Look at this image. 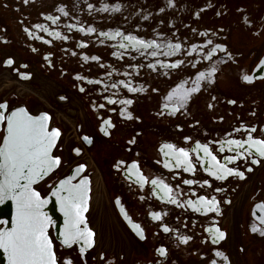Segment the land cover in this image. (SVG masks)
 <instances>
[{"label": "flooded vegetation", "instance_id": "1", "mask_svg": "<svg viewBox=\"0 0 264 264\" xmlns=\"http://www.w3.org/2000/svg\"><path fill=\"white\" fill-rule=\"evenodd\" d=\"M263 67L264 0H0V111L46 112L61 131L62 163L35 187L56 195L40 212L56 264H264V157L249 140H264ZM197 143L245 177L217 179ZM76 188L91 246L64 242Z\"/></svg>", "mask_w": 264, "mask_h": 264}, {"label": "snow or ice", "instance_id": "2", "mask_svg": "<svg viewBox=\"0 0 264 264\" xmlns=\"http://www.w3.org/2000/svg\"><path fill=\"white\" fill-rule=\"evenodd\" d=\"M27 2V0H25ZM171 2V0H170ZM91 7V5H90ZM107 10V9H106ZM115 10H119V6H115ZM89 32H93L94 29L89 28ZM103 35H108L107 33H102ZM120 35V33H116ZM203 35V34H202ZM126 40L133 41V47L138 45H144L145 41L142 39H137L134 36H126ZM155 44V41L151 42ZM208 43H211L209 41ZM124 47L125 45H121ZM179 48V45L175 46ZM217 47H220L217 45ZM151 55L155 56L156 52H152ZM92 59H97V57H92ZM7 63H12L11 60ZM175 67L176 65H172ZM201 78L204 77V73H199ZM245 80H249L250 77L245 76ZM123 83V82H122ZM129 91H136V89L127 86ZM197 89L193 88L190 91L195 92ZM80 91H84L83 88ZM187 98V93L181 95V100ZM61 99H64L61 97ZM126 103L131 104L132 101L128 100ZM230 103H235V101H230ZM7 109L6 103H0V110ZM51 117L48 113H41L37 116H32L27 113L23 108L16 109L12 111L11 114H6L5 111H0V121H6V135L3 137V145L0 146V175L4 176L3 184H0V193H10L17 188H20V180L27 179L31 183L32 179L40 175L39 169L48 170L53 167H58L62 163V159L59 155H52L51 150L56 147L57 141L61 136V131L58 128H52L49 130L48 122ZM105 124L110 125V121L105 120ZM105 131V129H101ZM238 131V130H237ZM254 131V129H253ZM107 134V133H105ZM185 139H190V137H185ZM83 140L87 143L92 141L89 137L84 136ZM252 147L261 156L264 157V140H255L249 137ZM249 141H244L248 143ZM134 143V141H130ZM230 144H236L242 146L240 141L232 140L229 141ZM165 147L169 149L175 148L174 145L168 144ZM197 147L202 148L203 152L210 155L213 161H216L217 171L211 174L217 179H225L226 176L234 175L241 179L245 177L244 172L237 171L232 168H228L223 164H220L216 156L212 155L207 144L200 145L197 143ZM74 152L77 155L80 154V148H74ZM180 157L184 161H187L189 167L185 169L193 170L191 161L189 159V152L184 148L175 149ZM231 160L237 159V157L229 158ZM253 164H258V160H253ZM78 168L83 170L85 168L84 164H79ZM247 171L251 172L252 169L248 168ZM142 180L145 179L143 176L140 177ZM61 183H64L63 181ZM153 184L157 183L156 180L152 181ZM185 184H192V180H185ZM204 184L209 182L205 180ZM168 188L167 185H164ZM25 192L21 194V199L19 201V219L17 228L10 233L0 235V247L5 248V250L11 251L10 261L11 264H56L55 255L51 250V241L48 240L45 233L47 218L43 217L39 212V207L41 204L40 194L28 188L27 185L24 186ZM171 191V189H168ZM216 191H220L219 188ZM200 202L205 206L209 207L210 210L218 204V202L213 197L212 199H207L205 197H200ZM87 197L84 191L76 188L74 189L68 199L64 202V208L66 215L71 217V230L66 233L65 243L74 242L76 240H84L91 246L93 243L92 237L95 233L86 226V218L83 215L88 211L87 207ZM0 202H3V195H0ZM175 203V201H173ZM199 210V209H197ZM215 210L218 211V208ZM154 218L159 220L160 215L154 213ZM85 224L84 228L80 225ZM135 227L139 228L138 225ZM164 231H169L167 227ZM257 229L253 228V232ZM264 235V233H262ZM225 232L221 231L219 228L216 229L215 240L218 242L225 238ZM143 238V237H142ZM190 239V238H188ZM182 242L187 243V239L182 238ZM161 254H165L163 248L157 249ZM217 256H222L223 253L217 252ZM225 259H227L225 257ZM71 264V261L68 262ZM215 264V261H212Z\"/></svg>", "mask_w": 264, "mask_h": 264}, {"label": "water", "instance_id": "3", "mask_svg": "<svg viewBox=\"0 0 264 264\" xmlns=\"http://www.w3.org/2000/svg\"><path fill=\"white\" fill-rule=\"evenodd\" d=\"M1 122V121H0ZM6 127L4 129V136L6 135ZM3 145V141L1 146ZM52 152V150H51ZM55 167L43 170L39 169L40 175L38 177H35L32 179L31 183L27 179H21L20 180V188L15 189L14 191L10 193H0V195H3V202H0V224H2V229L0 230V235L10 233L14 229L17 228L18 225V219H19V201L21 199V194L25 192L24 186L27 185L29 189L35 191L33 189V185H35L39 180H41L43 177H45L47 174H49ZM4 182V176L0 175V184H3ZM36 192V191H35ZM41 200V204L39 207V211L42 210H51V203L54 200V197H50L49 199ZM2 249L6 256V264H11L10 257H11V251L5 250V248L0 247ZM52 250V247H51Z\"/></svg>", "mask_w": 264, "mask_h": 264}]
</instances>
